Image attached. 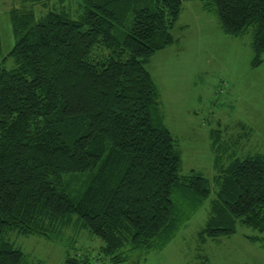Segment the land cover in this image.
Returning a JSON list of instances; mask_svg holds the SVG:
<instances>
[{"label": "trees", "instance_id": "1", "mask_svg": "<svg viewBox=\"0 0 264 264\" xmlns=\"http://www.w3.org/2000/svg\"><path fill=\"white\" fill-rule=\"evenodd\" d=\"M188 1L196 0H83L77 20L65 10L37 18L46 0H14L15 66L0 64V264H34L10 233L60 237L75 216L123 264V249L166 245L209 199L206 177L180 174L147 68L173 45ZM200 1L227 35L252 27L251 65L264 64V0ZM214 181L202 240L239 225L264 235V157L236 159Z\"/></svg>", "mask_w": 264, "mask_h": 264}, {"label": "rangeland", "instance_id": "2", "mask_svg": "<svg viewBox=\"0 0 264 264\" xmlns=\"http://www.w3.org/2000/svg\"><path fill=\"white\" fill-rule=\"evenodd\" d=\"M46 1L34 7L37 18L65 10L78 20L83 12V0ZM13 2L0 0V64L8 70L15 66L8 59L15 45L9 15ZM173 35V45L153 54L147 68L182 159L180 174L206 177L212 194L166 245L142 252L123 249V264H264V235L258 231L239 225L232 236L205 235L204 241L200 236L216 199L214 178L236 159L264 157V64L251 65L254 29L229 36L196 0L183 4ZM74 218L78 221L60 237L13 232L7 239L34 264H65L69 257L112 264L101 252L104 241Z\"/></svg>", "mask_w": 264, "mask_h": 264}, {"label": "crops", "instance_id": "3", "mask_svg": "<svg viewBox=\"0 0 264 264\" xmlns=\"http://www.w3.org/2000/svg\"><path fill=\"white\" fill-rule=\"evenodd\" d=\"M13 1H14V0H13ZM13 4H14V2H13ZM13 4H12V5H13ZM10 11H11V10H10ZM9 13H10V12H9ZM11 26H12V24H11ZM11 28H12V27H11ZM12 32H13V30H12Z\"/></svg>", "mask_w": 264, "mask_h": 264}]
</instances>
